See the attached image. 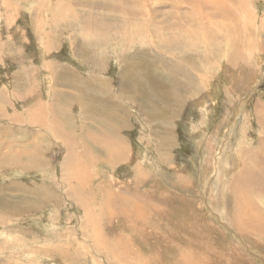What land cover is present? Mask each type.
I'll list each match as a JSON object with an SVG mask.
<instances>
[{
    "label": "rangeland",
    "instance_id": "rangeland-1",
    "mask_svg": "<svg viewBox=\"0 0 264 264\" xmlns=\"http://www.w3.org/2000/svg\"><path fill=\"white\" fill-rule=\"evenodd\" d=\"M3 94L0 264H264V0H0Z\"/></svg>",
    "mask_w": 264,
    "mask_h": 264
},
{
    "label": "bare ground",
    "instance_id": "bare-ground-1",
    "mask_svg": "<svg viewBox=\"0 0 264 264\" xmlns=\"http://www.w3.org/2000/svg\"><path fill=\"white\" fill-rule=\"evenodd\" d=\"M155 57H157V56H155ZM134 66V65H133ZM132 67V66H131ZM139 67V66H138ZM134 68V67H133ZM149 68V67H148ZM147 69V68H146ZM154 71V70H153ZM147 72V71H146ZM125 73V72H124ZM128 74V73H127ZM126 74V75H127ZM146 75V74H145ZM167 76V75H166ZM125 77V76H124ZM130 77H132V76H130ZM123 78V77H122ZM124 79V78H123ZM122 79V80H123ZM130 79V78H129ZM149 79V78H148ZM121 80V81H122ZM137 80V79H136ZM134 81V80H133ZM133 81L131 80V82L133 83ZM123 82H125V81H123ZM135 83V82H134ZM139 84V83H138ZM135 85H137V84H135ZM141 85V84H140ZM129 86V85H128ZM133 87H134V85H133ZM136 87V86H135ZM134 87V88H135ZM136 89V88H135ZM137 90H139V89H137ZM145 90V89H144ZM124 92V91H123ZM134 92V91H133ZM139 92V91H138ZM161 96H160V100L161 101H165L166 100V97H165V94L163 93V94H160ZM159 96V95H158ZM155 110V109H154ZM262 120V119H261ZM263 121V120H262ZM264 127V126H263ZM263 139V138H262ZM264 141V140H263ZM260 142H261V140H260ZM261 144V143H260ZM259 144V145H260ZM250 147V146H249ZM245 149V148H244ZM261 149H263V148H261ZM121 152H122V150H120ZM119 151V152H120ZM238 151V150H237ZM118 152V151H117ZM116 152V153H117ZM118 152V153H119ZM239 152V151H238ZM250 152V151H249ZM254 152H256V150L254 151ZM257 153H258V151H257ZM257 153H256V155H257ZM245 154H246V151H245ZM255 154V153H254ZM117 155V154H116ZM120 155V154H119ZM247 155V154H246ZM116 159H117V157H115V161H116ZM264 162V161H263ZM224 163V162H223ZM227 163V162H226ZM225 166V165H224ZM226 167V166H225ZM222 169H223V165H222ZM264 170V169H263ZM212 171H213V169H212ZM223 171V170H222ZM207 172V171H206ZM220 172V171H219ZM210 174V173H209ZM225 174V173H224ZM242 174H244V173H242ZM240 175L239 176V178L241 179V183H242V185H240L241 187L242 186H246V185H248V184H251V185H253V188H251V189H249V190H247V189H244V190H242V193H246V192H249V193H251V194H263L264 193V184H263V182H262V184L260 183V181L259 182H256V181H252V182H249L250 180L249 179H247L246 177H245V175L243 176V175ZM251 174V173H250ZM249 174V175H250ZM262 174V173H261ZM248 175V176H249ZM259 175V174H258ZM209 176V175H208ZM220 176V175H219ZM229 176V175H228ZM262 176V175H261ZM223 177H224V175H223ZM242 177H244L245 178V180L243 181L242 179H244V178H242ZM212 178V177H211ZM233 178V177H232ZM206 180V179H205ZM217 181V180H216ZM264 181V180H263ZM235 182V181H234ZM214 183V182H213ZM239 183V182H238ZM214 184H216V183H214ZM240 184V183H239ZM218 185V184H217ZM220 185V184H219ZM223 185H224V183H223ZM235 185L236 186H238L237 184H236V182H235ZM203 187V186H202ZM215 187H216V185H215ZM227 187V186H226ZM239 187V186H238ZM240 187V188H241ZM216 189V188H215ZM217 191H219V189H217ZM257 192V193H256ZM222 194V193H221ZM234 204H236V205H234L235 207L234 208H236L237 207V209L239 210L240 209V205H241V202L239 201V202H237V203H234ZM239 214H241L240 212H238ZM260 213V212H259ZM244 214V213H243ZM222 215H225L226 216V214H222ZM256 215V214H255ZM258 215V214H257ZM233 219L235 220V224H236V226H237V228H239L240 227V222L237 220L236 221V219H237V214L235 213V216H233ZM256 220H258L257 218H256ZM261 221V220H260ZM258 223V222H257ZM254 226V227H260V223L259 224H257V225H254V223H251V224H249V226H247V228L248 229H251V226ZM176 260V259H175ZM182 260H183V258H182ZM177 261V260H176ZM184 261V260H183ZM187 261H188V258H187ZM193 261V260H192ZM190 262V261H189ZM187 264H189L188 262H187Z\"/></svg>",
    "mask_w": 264,
    "mask_h": 264
},
{
    "label": "crops",
    "instance_id": "crops-1",
    "mask_svg": "<svg viewBox=\"0 0 264 264\" xmlns=\"http://www.w3.org/2000/svg\"><path fill=\"white\" fill-rule=\"evenodd\" d=\"M4 98H5V94H3L1 97H0V101H3L4 100ZM109 104V101H106L105 102V104ZM7 105V104H6ZM28 112H26L25 114L24 113H22V115H20V120L22 121V122H28V121H30L28 118H27V116H26V114H27Z\"/></svg>",
    "mask_w": 264,
    "mask_h": 264
}]
</instances>
